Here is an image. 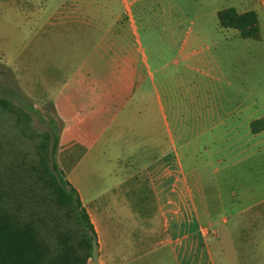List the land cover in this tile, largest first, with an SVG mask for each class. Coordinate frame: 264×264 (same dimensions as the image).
Wrapping results in <instances>:
<instances>
[{"label":"rangeland","instance_id":"374dc122","mask_svg":"<svg viewBox=\"0 0 264 264\" xmlns=\"http://www.w3.org/2000/svg\"><path fill=\"white\" fill-rule=\"evenodd\" d=\"M77 1L94 16L54 27L44 23L60 0H0V99L27 117L17 123L0 108L8 202L55 211L35 171L37 152L43 133L59 137L63 127L52 101L64 100L62 81L81 76L87 91L133 77L155 134L168 139L208 201L215 188L223 197L249 189L250 203L264 200V0ZM226 8L254 11L258 38L220 28L217 12ZM74 174L81 183V169Z\"/></svg>","mask_w":264,"mask_h":264},{"label":"crops","instance_id":"0c3cea01","mask_svg":"<svg viewBox=\"0 0 264 264\" xmlns=\"http://www.w3.org/2000/svg\"><path fill=\"white\" fill-rule=\"evenodd\" d=\"M77 2L60 0L44 24L94 16ZM134 83L124 77L87 91L83 76L72 77L61 83L64 100H52L63 123L56 162L92 224L97 264H171V257L173 264H263L264 200L250 203L249 189L223 197L215 188L208 201L168 139L155 134L147 95ZM131 104L130 115L119 113Z\"/></svg>","mask_w":264,"mask_h":264},{"label":"trees","instance_id":"16d2710c","mask_svg":"<svg viewBox=\"0 0 264 264\" xmlns=\"http://www.w3.org/2000/svg\"><path fill=\"white\" fill-rule=\"evenodd\" d=\"M217 23L220 28L236 30L243 39L258 38V19L254 11L239 13L234 8H226L217 12ZM9 105L0 99V108L15 115L17 123H24L26 115L18 109L12 110ZM256 123H251L253 133ZM41 138L37 152L39 168L35 167V171L38 180L48 189L49 205L55 211L41 206L37 211L27 210L8 202L0 173V264H88L91 258L89 233L94 234L92 224L76 190L56 162L58 134L45 132ZM2 156L0 145V167Z\"/></svg>","mask_w":264,"mask_h":264},{"label":"water","instance_id":"95a60500","mask_svg":"<svg viewBox=\"0 0 264 264\" xmlns=\"http://www.w3.org/2000/svg\"><path fill=\"white\" fill-rule=\"evenodd\" d=\"M90 238V244H91V263L97 264L98 261V248H97V242L96 237L93 233H89Z\"/></svg>","mask_w":264,"mask_h":264}]
</instances>
